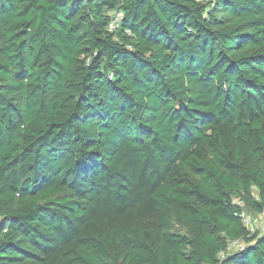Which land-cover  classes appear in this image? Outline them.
Wrapping results in <instances>:
<instances>
[{"label":"trees","instance_id":"16d2710c","mask_svg":"<svg viewBox=\"0 0 264 264\" xmlns=\"http://www.w3.org/2000/svg\"><path fill=\"white\" fill-rule=\"evenodd\" d=\"M242 211L264 0H0V264H264Z\"/></svg>","mask_w":264,"mask_h":264},{"label":"built area","instance_id":"2783aa9c","mask_svg":"<svg viewBox=\"0 0 264 264\" xmlns=\"http://www.w3.org/2000/svg\"><path fill=\"white\" fill-rule=\"evenodd\" d=\"M117 28V19L114 22H111L109 25V30L113 31ZM237 204L242 207L243 204L241 202H237ZM240 219L242 220L243 225L246 227L248 232L252 235L255 233H262L264 232V226L258 223L256 220L251 219L244 211H242L239 214ZM244 245L238 241L231 242L227 249L226 252H232V251H237V250H242ZM224 253H221L223 255Z\"/></svg>","mask_w":264,"mask_h":264},{"label":"rangeland","instance_id":"374dc122","mask_svg":"<svg viewBox=\"0 0 264 264\" xmlns=\"http://www.w3.org/2000/svg\"><path fill=\"white\" fill-rule=\"evenodd\" d=\"M251 219L256 220L258 223H260L261 225L264 226V213L260 214V215H254V214H250L249 216Z\"/></svg>","mask_w":264,"mask_h":264}]
</instances>
